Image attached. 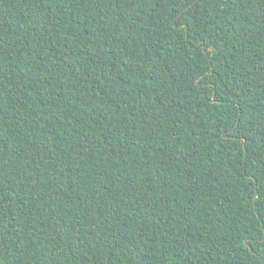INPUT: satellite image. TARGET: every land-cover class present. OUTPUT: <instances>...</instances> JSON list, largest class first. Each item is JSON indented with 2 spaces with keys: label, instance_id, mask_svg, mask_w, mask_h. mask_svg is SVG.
I'll use <instances>...</instances> for the list:
<instances>
[{
  "label": "trees",
  "instance_id": "1",
  "mask_svg": "<svg viewBox=\"0 0 264 264\" xmlns=\"http://www.w3.org/2000/svg\"><path fill=\"white\" fill-rule=\"evenodd\" d=\"M0 264H264V0H0Z\"/></svg>",
  "mask_w": 264,
  "mask_h": 264
},
{
  "label": "water",
  "instance_id": "2",
  "mask_svg": "<svg viewBox=\"0 0 264 264\" xmlns=\"http://www.w3.org/2000/svg\"><path fill=\"white\" fill-rule=\"evenodd\" d=\"M211 49L213 50V47ZM245 242H247V240H245Z\"/></svg>",
  "mask_w": 264,
  "mask_h": 264
}]
</instances>
